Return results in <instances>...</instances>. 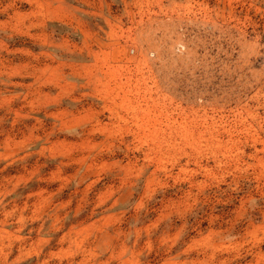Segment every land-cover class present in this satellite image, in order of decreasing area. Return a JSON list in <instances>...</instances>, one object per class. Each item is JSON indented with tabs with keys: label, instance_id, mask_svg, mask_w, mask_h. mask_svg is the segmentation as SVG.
<instances>
[{
	"label": "rangeland",
	"instance_id": "374dc122",
	"mask_svg": "<svg viewBox=\"0 0 264 264\" xmlns=\"http://www.w3.org/2000/svg\"><path fill=\"white\" fill-rule=\"evenodd\" d=\"M0 264H264V0H0Z\"/></svg>",
	"mask_w": 264,
	"mask_h": 264
}]
</instances>
